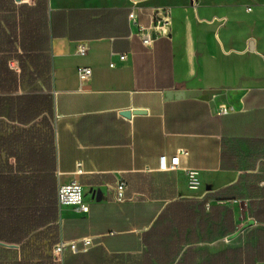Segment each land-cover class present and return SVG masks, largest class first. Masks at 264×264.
<instances>
[{
  "label": "crops",
  "instance_id": "1",
  "mask_svg": "<svg viewBox=\"0 0 264 264\" xmlns=\"http://www.w3.org/2000/svg\"><path fill=\"white\" fill-rule=\"evenodd\" d=\"M148 1L0 0V264H264V0ZM154 7L170 24L147 49ZM186 91L216 94L166 96ZM72 180L87 213L58 206Z\"/></svg>",
  "mask_w": 264,
  "mask_h": 264
},
{
  "label": "built area",
  "instance_id": "2",
  "mask_svg": "<svg viewBox=\"0 0 264 264\" xmlns=\"http://www.w3.org/2000/svg\"><path fill=\"white\" fill-rule=\"evenodd\" d=\"M170 9L166 7H154L150 10V24L148 26L138 25L137 36L141 41L142 45L149 49L152 47L154 41L165 35V29L170 24ZM130 18H135L133 12L130 14ZM136 24V22L134 21ZM87 52V47L85 43H79L77 46V54L85 55ZM120 62L126 60V55L122 54L118 57ZM115 67L113 62L109 63V68ZM77 75L80 83H85L90 80L91 69L87 67L77 68ZM233 112V108H219L216 111L217 115H226ZM186 151H179L176 156H174L169 163L166 162L165 158L160 159L159 168L161 171H174L176 170L179 163V156L186 155ZM82 174L81 165L77 164L75 175ZM195 173H190V188H195L197 181L194 178ZM125 182L119 181L113 189V200L117 203H122L125 191ZM57 203L59 207H72L77 212L87 213L88 205L84 203V196L81 185L76 181L72 180L68 184L60 185L57 191ZM92 245L91 239L82 238L73 241H60L52 248V257L55 261L59 262L65 252L78 253L81 251H86Z\"/></svg>",
  "mask_w": 264,
  "mask_h": 264
},
{
  "label": "rangeland",
  "instance_id": "3",
  "mask_svg": "<svg viewBox=\"0 0 264 264\" xmlns=\"http://www.w3.org/2000/svg\"><path fill=\"white\" fill-rule=\"evenodd\" d=\"M64 6L73 5H119V4H129L132 5L131 0H58ZM152 0L143 3L144 6H166L162 3L166 2L164 0Z\"/></svg>",
  "mask_w": 264,
  "mask_h": 264
},
{
  "label": "water",
  "instance_id": "4",
  "mask_svg": "<svg viewBox=\"0 0 264 264\" xmlns=\"http://www.w3.org/2000/svg\"><path fill=\"white\" fill-rule=\"evenodd\" d=\"M19 1V0H16ZM216 92L214 91H186L180 92L175 95L167 94V98H176V99H183V98H196L203 101H210L215 95ZM124 117H130L132 114H144V111H124L121 113Z\"/></svg>",
  "mask_w": 264,
  "mask_h": 264
}]
</instances>
